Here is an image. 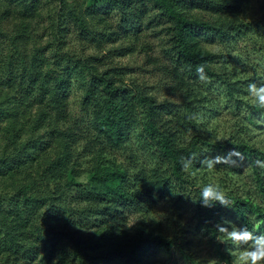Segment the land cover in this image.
<instances>
[{
    "label": "trees",
    "instance_id": "1",
    "mask_svg": "<svg viewBox=\"0 0 264 264\" xmlns=\"http://www.w3.org/2000/svg\"><path fill=\"white\" fill-rule=\"evenodd\" d=\"M72 35L81 51L67 48ZM137 47L166 98L114 64ZM261 89L264 0H0V264H155L174 252L200 264L190 237L146 218L184 199L226 263L230 221V245L264 251ZM220 98L236 120L222 138ZM120 210L146 219L128 228Z\"/></svg>",
    "mask_w": 264,
    "mask_h": 264
},
{
    "label": "rangeland",
    "instance_id": "2",
    "mask_svg": "<svg viewBox=\"0 0 264 264\" xmlns=\"http://www.w3.org/2000/svg\"><path fill=\"white\" fill-rule=\"evenodd\" d=\"M84 1V0H82ZM78 33V32H77ZM151 44L155 45L156 49L153 55L160 56L161 51L160 48H157L158 45L162 44V41L157 38L154 34H150V37L147 39ZM117 46H125L130 45V43H121L118 42ZM83 44L78 41V37L76 35H72V38L69 40L67 48L72 50L81 51L83 49ZM110 45L107 47V50L112 48ZM138 49V47H137ZM135 52L130 55H125L122 58H114L113 62L115 65L122 66H130L134 69V74L131 75L132 79H139V83L145 82V84L151 85L154 89V92L159 94L161 98H166L167 95L165 92L166 87L162 89L163 84L165 83V78L163 72L159 70V68H155L147 62L145 58V54ZM98 52V51H97ZM83 53V52H80ZM84 53H96L92 48H89ZM255 57V56H254ZM243 58V57H242ZM253 58V57H252ZM251 58V59H252ZM254 59V58H253ZM256 63H259L258 60L255 59ZM241 64H238V69L241 68ZM258 89V88H256ZM77 99V96L74 98ZM219 111V116H217L211 122V126L216 128L219 133V138H222L227 131V129H231V122L235 123L234 114L227 109H224V101L223 98L218 99L217 105L214 107ZM233 126V125H232ZM254 143L259 146L264 147V131L255 130L254 131ZM185 203H177V202H161L157 204L154 208L152 216L146 217L150 218L148 222L150 226L154 228L156 232H161L164 235L178 239L181 241L184 238L190 237L191 242L187 244L184 249L186 253L194 255V260L199 261L200 264H228L219 258L216 255V247L210 243V238L208 235L203 233V231L199 230L197 227V222L194 220V209L188 200L184 199ZM117 220L125 223L128 228H135L136 224L140 223L142 218L146 219L144 215L141 213H137L134 215L132 213L121 211L116 215ZM224 228L223 233V242L225 247H231L232 253L235 256V261L233 264H252L251 259L248 256L249 252H255L253 248H246L244 245L240 246H232L230 245L233 241L231 238L239 233V227L236 223L232 221L227 222L225 225H222ZM88 230V229H85ZM92 230H89V233H92ZM69 235V234H68ZM90 235V234H89ZM89 235H86L87 237ZM224 238H227L229 241H226ZM233 240V239H232ZM244 238H241L243 241ZM259 245L262 249H264V233L260 234ZM222 246V251L226 252V250ZM263 251V250H262ZM155 264H187L182 257L178 253L167 254L161 253L158 257V260Z\"/></svg>",
    "mask_w": 264,
    "mask_h": 264
},
{
    "label": "clouds",
    "instance_id": "3",
    "mask_svg": "<svg viewBox=\"0 0 264 264\" xmlns=\"http://www.w3.org/2000/svg\"><path fill=\"white\" fill-rule=\"evenodd\" d=\"M249 88L253 91H255V85L250 84ZM261 92H264V89L260 90ZM259 96V100L261 104H264V95H260V92L256 93ZM201 195L204 199H210V198H215V199H223L222 194L217 193L214 191L212 188H205L202 190ZM234 238V237H232ZM249 258L252 261V264H260L261 261H264V251L260 252H249L248 253Z\"/></svg>",
    "mask_w": 264,
    "mask_h": 264
}]
</instances>
